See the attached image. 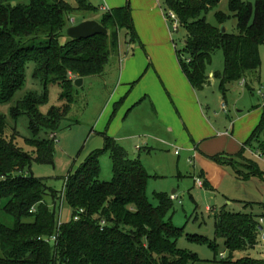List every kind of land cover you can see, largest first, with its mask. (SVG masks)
Listing matches in <instances>:
<instances>
[{
  "label": "trees",
  "instance_id": "16d2710c",
  "mask_svg": "<svg viewBox=\"0 0 264 264\" xmlns=\"http://www.w3.org/2000/svg\"><path fill=\"white\" fill-rule=\"evenodd\" d=\"M75 1L76 6L67 0H0V102L10 100L23 86L29 62L33 63L34 77L44 84L42 93L31 92L11 108L13 118L20 114L28 116L32 135L25 143L33 148L32 153L18 145L15 131L10 137L6 135V118L0 112V210L14 220L12 226L0 221V264H189L197 261L195 254L176 245L182 229L175 227L170 217L166 218L172 199L166 193H154L156 205L147 199V171L113 137L104 134V150L108 151L112 163L109 180L99 179L95 155L65 178L59 195L41 178L24 172L34 158L52 162L56 131L71 107V87L76 79L72 76L83 78L103 72L109 55L118 48L119 27L135 35L130 7L125 4L108 9L97 20L106 33L86 39L69 37L67 15L75 10H95L85 0ZM219 1L164 0V3L186 30L185 48L189 58L181 64L186 78L198 90L208 84L206 66L213 52L221 48L223 70L212 75L219 79V89L224 93L228 82L260 66V48L264 49V0H255L254 6L243 0H229V10L237 19V32L233 33L222 32L219 25L206 20L207 11ZM215 16L219 23L226 18L222 12ZM63 39L66 41L62 42ZM48 80L60 84L65 102L43 114L39 105L45 100ZM41 131L45 136L38 137ZM259 137L262 140L257 144V152L261 154L264 153V111L243 145ZM214 158L235 171L237 162L249 172L257 171L256 163L247 159L243 151L217 154ZM202 185L209 187L206 179ZM48 198L52 205L47 202ZM58 199L71 210L67 221L57 219L55 200ZM31 207L34 211H30ZM262 208L259 215L232 211L225 206L216 211L214 235L224 239L228 252L220 257L219 264H264V256L233 259L235 251L255 248L256 226L258 219L264 217V204ZM74 215L78 216L77 220L73 219ZM52 236L54 239L49 242L43 240ZM197 240L208 239L199 236Z\"/></svg>",
  "mask_w": 264,
  "mask_h": 264
},
{
  "label": "rangeland",
  "instance_id": "374dc122",
  "mask_svg": "<svg viewBox=\"0 0 264 264\" xmlns=\"http://www.w3.org/2000/svg\"><path fill=\"white\" fill-rule=\"evenodd\" d=\"M67 1L76 6L75 0ZM85 1L95 10L73 11L67 15L68 26L98 20L109 9L106 0ZM148 1L123 0V5L130 7L135 35L125 27L117 29L118 48L109 55L103 72L85 76L80 85L71 87V107L56 131L52 162H40L34 158L24 172L41 178L59 195L65 178L73 175L88 157L95 155L100 169L99 179L109 180L112 163L108 151L104 150V134L111 136L147 171L146 197L152 204H158L154 193H166L169 197L177 195L166 218L170 217L173 225L182 229L176 240L177 247L197 256L198 260L189 264H219L221 253L223 256L228 254L224 239L214 235L215 213L219 206L226 199H232L230 210L235 211L239 209L235 206L236 201L249 195L254 201H239L257 208L259 197L249 191L260 184L262 194L253 193L264 199V153L257 156V144L262 137L246 146L238 138L243 136L244 141L248 138L264 111V49L260 48L258 69L231 80L222 93L219 79L209 75V72L223 70V53L217 48L206 66L209 83L200 90L195 89L181 70V64L189 58L185 48V28L170 15L164 0ZM243 1L252 6L255 3V0ZM217 12L226 16L221 23L216 20ZM205 17L227 33L237 32V19L229 10V0H220ZM33 72V63L29 62L23 86L10 100L0 102V112L7 123L6 135L10 137L15 131V141L29 153L33 148L25 143V139L32 135L28 116L20 114L13 118L11 108L27 94L43 92L44 84L40 78L34 77ZM45 92V100L39 105L41 113L46 114L50 107L65 102L63 88L58 82L46 81ZM151 94L155 95L156 103L150 102ZM170 117L172 128L160 123L161 119L167 122ZM43 136L45 134L41 131L38 137ZM241 151L256 163L255 173L248 171L247 179L240 177L241 180H251L228 182L225 179L220 187L212 185L208 171L199 160L231 169L232 176H240L232 166L215 161L214 156ZM193 173L202 183L206 179L209 187L198 186ZM47 202L53 204L50 198ZM55 203L57 219L67 221L71 210L60 199ZM258 211L253 210L255 215ZM0 221L12 226L14 220L0 210ZM199 236L208 240H197ZM244 256L259 258L261 253L258 248L233 253V259Z\"/></svg>",
  "mask_w": 264,
  "mask_h": 264
},
{
  "label": "crops",
  "instance_id": "0c3cea01",
  "mask_svg": "<svg viewBox=\"0 0 264 264\" xmlns=\"http://www.w3.org/2000/svg\"><path fill=\"white\" fill-rule=\"evenodd\" d=\"M146 1H148V0H146ZM149 2V1H148ZM106 7L107 8H112V7H118V6H123V0H106ZM102 9H104V7H101ZM73 24H75V22L71 19L70 20ZM209 75L211 76L212 75V72H209ZM182 81V80H181ZM183 82V81H182ZM155 95H153V94H151V96H150V102H152V103H156V100H155ZM158 109V108H157ZM263 113V112H262ZM261 113V114H262ZM169 114V113H168ZM261 117V116H260ZM161 122V124L163 125V126H165V127H169V128H172L171 127V117L169 118V120L167 121V122H165L164 121V119H161L160 120ZM251 133V132H250ZM239 138V140H241L242 142H244V137L243 136H239L238 137ZM116 140V139H115ZM196 150V147L194 146V150H193V152ZM176 152V151H175ZM195 153V152H194ZM199 163H200V165L203 167V168H205L207 171H208V179H209V181L211 182V184L212 185H214V186H217V185H219V187L221 186V183L226 179L228 182L230 181H237V182H245V181H250L251 179H248V180H245V179H247V178H245L244 177V175L243 174H240V173H248V170L247 169H245V168H247V167H245V165H241L239 162H237L236 163V167L235 168H237V171L239 170V174L240 175H242L245 179L244 180H241L240 179V177L241 176H232V170L231 169H224V168H222V167H219V166H215V165H213V164H211V163H209V162H207V161H205V160H199ZM210 170H212V171H210ZM236 171V172H237ZM231 172V173H230ZM238 173V172H237ZM193 176V178H195L194 177V173L192 174ZM252 178V177H251ZM230 179V180H229ZM261 188H262V190H263V187H262V185L260 184V187H256V189L254 188L252 191H249V193L251 194V195H254V196H256L257 198L259 197V201H258V207L257 206H255V207H257V208H254V207H252V206H247V205H245V203L244 202H241V201H239V200H249V201H254V199H252L253 197L252 196H249V195H246V196H243V197H240L239 199H238V201H236V208H239V209H234L235 211H243V212H252V213H254L253 212V210L255 211V209H257V210H259L256 214H261V212L263 211V208H262V205L264 204V199H260V198H263V196L262 197H260L259 195L257 196V195H255V193L257 194V193H261ZM253 191L255 192V193H253ZM225 192V191H224ZM262 194V193H261ZM176 195V194H175ZM176 197H177V195H176ZM224 201V200H223ZM232 201H234V200H232V199H226L225 200V203L223 204V205H221V206H225L227 209H231V205L233 204V202ZM238 205V206H237ZM221 206H219V208L221 207ZM218 208V209H219ZM255 214V213H254ZM263 219H264V217H262ZM255 248H258V247H255ZM259 250H260V253H261V257H263L264 256V249H262V248H258Z\"/></svg>",
  "mask_w": 264,
  "mask_h": 264
},
{
  "label": "water",
  "instance_id": "95a60500",
  "mask_svg": "<svg viewBox=\"0 0 264 264\" xmlns=\"http://www.w3.org/2000/svg\"><path fill=\"white\" fill-rule=\"evenodd\" d=\"M220 31L224 32L225 30L220 28ZM102 33H106V29L97 20H85L67 29L69 37L76 39H86ZM81 83V77H77L74 80L75 85H80Z\"/></svg>",
  "mask_w": 264,
  "mask_h": 264
},
{
  "label": "built area",
  "instance_id": "2783aa9c",
  "mask_svg": "<svg viewBox=\"0 0 264 264\" xmlns=\"http://www.w3.org/2000/svg\"><path fill=\"white\" fill-rule=\"evenodd\" d=\"M169 13H170V15L172 17H174V19H176V16H175V14L172 11H169ZM176 153H177V151H176ZM260 155L261 154L259 152H257V156L259 157ZM194 180H195V182H196V184L198 186H202V182H201L200 179L195 178ZM170 198L173 200V199L176 198V196L175 195H171ZM30 211H34V207H31ZM79 212H83V210L80 209ZM73 219L74 220H77L78 219V216L77 215H74L73 216ZM256 230H257V244H256L255 247L264 249V219L262 217H260L258 219V223H257V226H256ZM53 239H54V236L43 238L44 241H48V242L51 241V240H53ZM221 255L223 256L222 253H221Z\"/></svg>",
  "mask_w": 264,
  "mask_h": 264
}]
</instances>
